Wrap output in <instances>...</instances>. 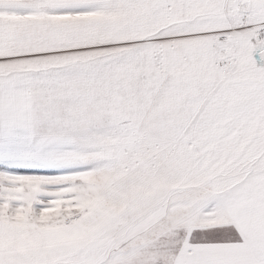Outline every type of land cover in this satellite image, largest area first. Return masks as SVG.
Returning a JSON list of instances; mask_svg holds the SVG:
<instances>
[{"label":"snow or ice","instance_id":"6c2138e0","mask_svg":"<svg viewBox=\"0 0 264 264\" xmlns=\"http://www.w3.org/2000/svg\"><path fill=\"white\" fill-rule=\"evenodd\" d=\"M0 264H264V0H0Z\"/></svg>","mask_w":264,"mask_h":264}]
</instances>
